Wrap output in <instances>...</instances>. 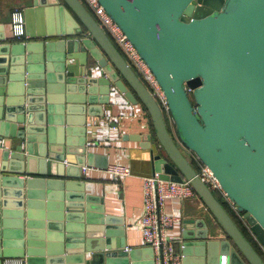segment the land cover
Wrapping results in <instances>:
<instances>
[{
  "label": "water",
  "instance_id": "95a60500",
  "mask_svg": "<svg viewBox=\"0 0 264 264\" xmlns=\"http://www.w3.org/2000/svg\"><path fill=\"white\" fill-rule=\"evenodd\" d=\"M99 2L155 75L174 131L80 0H34L29 9L37 24L39 12L58 8L66 27L43 33L26 28L28 38L43 39L35 46L0 45V264H139L135 252L114 242L102 208H92L89 197L73 188L80 173L71 175V168L81 172L95 158L86 141L70 142L84 126L74 114L97 104L99 88L102 103L116 88L145 104L164 152L154 157V173L167 181L188 180L210 213L213 224L205 221L201 234L184 222L182 264H193L188 257L221 264L223 255L227 264H264V0ZM98 71L103 77L96 78ZM184 151L213 172L263 254ZM71 222L79 227L71 229ZM216 225L225 238L213 237ZM150 260L155 264L154 252Z\"/></svg>",
  "mask_w": 264,
  "mask_h": 264
},
{
  "label": "crops",
  "instance_id": "0c3cea01",
  "mask_svg": "<svg viewBox=\"0 0 264 264\" xmlns=\"http://www.w3.org/2000/svg\"><path fill=\"white\" fill-rule=\"evenodd\" d=\"M33 1L0 0V38L5 37V41H0V45H2L1 43L12 42L35 46L43 40L28 38L26 36V28H28L29 32L40 33H43L45 28L50 32L65 29V14L63 15L58 8L57 10L48 8L45 12L39 10L41 12H39L37 24L34 20L33 10L29 9ZM68 10L72 13L69 8ZM25 11L27 12L25 13ZM19 13H21L23 19L27 17V21L26 19L24 20V35L21 37L16 36L17 31L14 27ZM72 15L74 14L72 13ZM33 48L31 47V50ZM21 50L20 48L19 52ZM97 73L96 75L98 76L96 78L103 77L101 72L98 71ZM96 92H98L96 94L97 104L90 105V110H85L84 108L81 111L79 109L74 114V121L83 122L84 126L77 128L78 131L71 136L70 142L80 144L82 140L86 141L87 152L92 153L95 158L94 165L82 167L81 172L80 169L76 168L77 166L71 168V175L80 173L78 179L72 180L75 185L73 188L82 190L83 194L89 197V203L92 208H102L104 214L109 217L110 224L115 231L112 236L113 240H115L114 242L118 243V245L123 242L125 245L123 249H128L122 251L135 252L136 263L150 264V258L154 250L152 252L153 248L145 245L141 230L143 212L142 185L144 177L154 174V157L157 155L164 157V152L155 135L151 115L141 100L130 99L116 88H112L109 97H107L109 98L108 103H102V100L105 101V96L100 92V88ZM169 125L171 126L170 121ZM79 129H82V131ZM7 144L9 143L7 142ZM3 148L4 142L0 146V153ZM184 152L191 163H195V156L186 151ZM104 164L107 166L104 167ZM115 164L128 166L131 174L127 177H114L109 168ZM19 177L23 178V175ZM164 211L179 218V221L166 232L167 239L178 254H182L180 252V241L185 221H191L189 226H193V234L204 232L205 221L213 224L210 221V213L200 197L185 200L167 199ZM235 217L247 231L248 237L256 243L246 224L237 215ZM13 220L14 218H11V221ZM70 225L73 230L79 227V224L73 222ZM12 230L13 228L8 229V231ZM214 235L213 237L225 238L224 231L217 225ZM255 247L263 254L258 244H255ZM191 252L195 254L196 247H193ZM182 256L184 257L183 254ZM201 259L199 257H188L187 262L197 264L202 262ZM4 262L6 260H3Z\"/></svg>",
  "mask_w": 264,
  "mask_h": 264
},
{
  "label": "built area",
  "instance_id": "2783aa9c",
  "mask_svg": "<svg viewBox=\"0 0 264 264\" xmlns=\"http://www.w3.org/2000/svg\"><path fill=\"white\" fill-rule=\"evenodd\" d=\"M80 1L110 37L117 49L126 59L128 65L136 72L148 92L155 99L163 113L168 116L172 124L173 122L169 117V107L165 93L148 64L142 59L132 42L107 13L99 0ZM14 27L17 31V37L24 35V19L21 13H19L18 18L15 20ZM188 92L192 93V90L188 89ZM1 145L2 140H0V146ZM194 156L195 163H193V166L200 179L216 196H219L222 201L229 206L230 210L237 215L242 222L246 224L243 214L237 210V206L229 199L226 192H224L220 183L213 175V172L209 167L203 164L196 155ZM109 171L116 178L127 177L131 174V170L128 166L120 164L111 165ZM142 193L143 212L141 216V230L145 245L152 247L154 250L155 264H160L161 249L163 250L164 264H182V254H178L174 251L171 242L166 236L167 230L178 222L179 218L167 214L164 211V205L167 199L185 200L199 197V195L188 180L184 179L182 182L167 181L160 178L158 172L143 178ZM226 258V256H222L221 264H226ZM3 264H25V262L22 259H7Z\"/></svg>",
  "mask_w": 264,
  "mask_h": 264
},
{
  "label": "trees",
  "instance_id": "16d2710c",
  "mask_svg": "<svg viewBox=\"0 0 264 264\" xmlns=\"http://www.w3.org/2000/svg\"><path fill=\"white\" fill-rule=\"evenodd\" d=\"M216 197L223 204L224 208L228 211V213L233 217V219L235 220L237 225L240 227V229L243 231V233L247 236V238L253 243L252 239H250V237H248L247 231L243 228V225L241 224V222H239V220L235 217L234 213L229 209V207L226 205V203H224L219 196H216Z\"/></svg>",
  "mask_w": 264,
  "mask_h": 264
},
{
  "label": "rangeland",
  "instance_id": "374dc122",
  "mask_svg": "<svg viewBox=\"0 0 264 264\" xmlns=\"http://www.w3.org/2000/svg\"><path fill=\"white\" fill-rule=\"evenodd\" d=\"M170 128H171V130L172 131H174V125H173V123L171 124V126H170ZM187 153H190V154H192V155H195L193 152H191V151H186ZM253 241V240H252ZM254 243V242H253ZM254 244H257V243H254Z\"/></svg>",
  "mask_w": 264,
  "mask_h": 264
}]
</instances>
